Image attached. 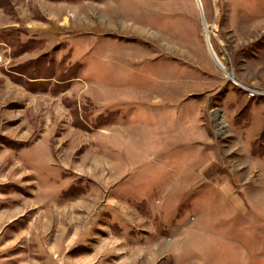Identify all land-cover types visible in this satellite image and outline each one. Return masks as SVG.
<instances>
[{
  "label": "rangeland",
  "instance_id": "obj_1",
  "mask_svg": "<svg viewBox=\"0 0 264 264\" xmlns=\"http://www.w3.org/2000/svg\"><path fill=\"white\" fill-rule=\"evenodd\" d=\"M255 1L256 16L209 17L204 0H0V249L32 264H264ZM198 217L208 254L187 245Z\"/></svg>",
  "mask_w": 264,
  "mask_h": 264
},
{
  "label": "crops",
  "instance_id": "obj_2",
  "mask_svg": "<svg viewBox=\"0 0 264 264\" xmlns=\"http://www.w3.org/2000/svg\"><path fill=\"white\" fill-rule=\"evenodd\" d=\"M199 1V0H198ZM204 5H201V10L204 12V14L206 16L212 17V16H216V15H220L225 13L224 11H226V13L230 14V15H236V16H256V1L255 0H204ZM253 26V25H252ZM253 28H255L253 26ZM227 187L226 189H228L229 185H223V186H219V187ZM228 191H233L228 189ZM212 220V218L210 219ZM205 219L203 218H195L193 220V224L192 225V230L190 231V233L187 235L188 239H191V243L187 244L189 246V249H192V246H197V245H204L205 247V251L206 254H208V248L209 247V238H207L206 236L203 238L202 237V243H199V238L195 235L196 233H198L199 228H201V231L204 228V224H205ZM215 221V220H214ZM208 224H211V221H207ZM207 225V224H206ZM3 234V233H2ZM2 234L0 235V238L2 236ZM208 246V247H207ZM10 249H12L11 247L8 248H4V249H0V264H11L13 261H17L19 264H32L31 263H27V260L30 258L26 257V253H21V254H16L17 252H12L13 256H11V252ZM13 249L15 250L16 248L13 247ZM12 249V250H13ZM157 250V249H156ZM22 251V250H21ZM158 252H153V254H157ZM188 255H190L189 253H185L184 254V258L181 259L183 260V262H187L186 264H204L202 262H195L193 261V259L187 258ZM20 256V258L18 257ZM31 260V259H30ZM178 260V261H181ZM208 264H227L225 261H220L219 259H209L208 260ZM233 264V263H232Z\"/></svg>",
  "mask_w": 264,
  "mask_h": 264
},
{
  "label": "bare ground",
  "instance_id": "obj_3",
  "mask_svg": "<svg viewBox=\"0 0 264 264\" xmlns=\"http://www.w3.org/2000/svg\"><path fill=\"white\" fill-rule=\"evenodd\" d=\"M197 3H199V1L197 0ZM208 32L206 33V39L208 40ZM208 52L210 57L212 58V60L214 61V63L219 67V69H223V65L221 63V61L218 59V57L216 56L215 52L213 51V49L208 46Z\"/></svg>",
  "mask_w": 264,
  "mask_h": 264
},
{
  "label": "built area",
  "instance_id": "obj_4",
  "mask_svg": "<svg viewBox=\"0 0 264 264\" xmlns=\"http://www.w3.org/2000/svg\"><path fill=\"white\" fill-rule=\"evenodd\" d=\"M264 92H259L258 94H263Z\"/></svg>",
  "mask_w": 264,
  "mask_h": 264
}]
</instances>
